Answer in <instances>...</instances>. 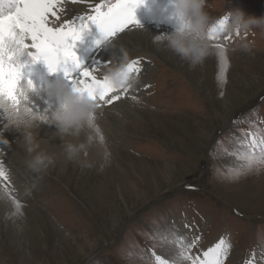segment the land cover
I'll list each match as a JSON object with an SVG mask.
<instances>
[{
  "label": "rangeland",
  "instance_id": "1",
  "mask_svg": "<svg viewBox=\"0 0 264 264\" xmlns=\"http://www.w3.org/2000/svg\"><path fill=\"white\" fill-rule=\"evenodd\" d=\"M144 3L153 16L138 20L141 29L121 33L139 47L126 44L132 57L148 66L133 87L144 77L145 90L131 91L141 118L126 116L131 135L108 134L100 160L85 153L62 172L57 165L54 171L31 169L40 183L34 192L21 196L11 186L9 196L0 184L12 202L22 204L20 212L14 206L0 214V264H155L153 252L179 257L177 222L187 221L196 245L187 252L192 259L180 258L181 264H192L217 238L231 245L223 264H264V166L236 175L239 139L249 132L264 136V29L220 30L212 43L217 52V45L223 48L226 62L216 52L193 67L155 39L174 31L173 0ZM152 5L160 13L166 9L162 17ZM205 10L214 26L235 10L264 17V0H207ZM148 29L151 37L143 35ZM94 37L100 39L99 33ZM244 43H251L250 51L242 50ZM82 46L76 47L78 57L91 68L97 55ZM41 63L36 65L48 72ZM108 106L112 112L120 108ZM70 172L78 178L70 180ZM92 174L106 186L81 185L79 178Z\"/></svg>",
  "mask_w": 264,
  "mask_h": 264
},
{
  "label": "snow or ice",
  "instance_id": "2",
  "mask_svg": "<svg viewBox=\"0 0 264 264\" xmlns=\"http://www.w3.org/2000/svg\"><path fill=\"white\" fill-rule=\"evenodd\" d=\"M88 2L89 0H8V6L12 10L6 14L0 12V108H5V111H0V117H6L8 109H11L9 114L18 113L21 108L37 116L50 112L49 109L40 111L29 106L27 97L19 87L23 69L27 67L26 64L20 63V58L25 54L33 64L42 62L49 73L62 71L71 89L87 96L95 102L98 109L115 105L125 99H137L131 91L136 78L143 71L141 59L127 60L123 64L121 74L127 83L117 89L112 86L108 77V73L121 64L114 65L117 57L104 60L103 63L100 59H94L92 67L88 68L83 66L76 47L92 27L98 30L100 36L95 42L97 48L102 45L111 46L113 42H117L119 34L125 33L126 30L141 29L142 25L135 13L144 0H101L92 6L89 12L69 17L66 4L78 5ZM2 3L3 0H0V4ZM51 17H54L55 21ZM227 20L228 17H224L219 21L220 30ZM216 31L217 27L213 26L211 32ZM217 48L219 60L226 62L223 48L219 45ZM102 69L103 75H98ZM224 82L226 83V79ZM28 84L31 85V81H28ZM97 132L100 133L99 128ZM100 138L103 139L102 136ZM238 143L241 146L238 158L242 163L236 173L237 178L242 171L250 172L264 166V136L249 132L247 137L240 138ZM0 183L9 196L15 191L11 187V179L2 160ZM13 203L16 211L20 212L22 204L17 200H13ZM195 245L196 240L190 244H183L181 241V251L175 259L153 252L155 264H180V258L191 260L187 252ZM230 247L231 245L221 238L213 247L202 253L203 259L197 257L192 260V264H223Z\"/></svg>",
  "mask_w": 264,
  "mask_h": 264
},
{
  "label": "bare ground",
  "instance_id": "3",
  "mask_svg": "<svg viewBox=\"0 0 264 264\" xmlns=\"http://www.w3.org/2000/svg\"><path fill=\"white\" fill-rule=\"evenodd\" d=\"M65 6L68 9L69 17H71L72 15L85 14L89 12L91 8L88 3H84V5L83 4H78V5L66 4ZM152 8L155 11V14L157 16H161V14H163L166 10L164 9V11H161L162 13H160V11L154 9L153 5H152ZM11 10L12 9L8 6V0H3V3L0 4V12H3L6 14L7 12ZM168 10H172V9L168 8ZM148 14H150V16H153V14L149 13V11L146 9L145 3H143V5L139 7L135 13L137 20H139L140 18L144 16H147ZM69 17H66V18H69ZM51 19L55 21L54 17H51ZM163 20L164 22L162 24L165 25V27L168 29V26H170V24H167L165 19ZM98 33H99L98 30L95 27H92L90 32L85 33L87 36V38L85 39V42L84 43L79 42L77 44V47L79 45L81 46L82 44L83 46H85V48L89 50L91 55L92 54L97 55L96 59H100L102 63L104 62V60L112 59L115 56L117 57V60L114 61V65L116 66H118L119 63L122 62V58L124 54L127 55V58H128L127 60L134 59V57H132L134 50H131L132 48L130 49L126 44H129V45L132 44L134 49L135 48L138 49L139 47L135 46L132 43V40L128 37L129 34H119L117 42H113L111 46L105 47L102 45L100 48H97L95 46V42L98 39H96L94 36H96V34ZM138 33L140 32H137L135 34H138ZM144 33L150 34V37H151V30L148 29L147 31H144L143 35ZM104 49H107V50H105L101 55V52ZM20 63L27 65V67L23 69V78L20 81L19 87L22 91H25L27 93L28 105L33 106L34 108H38L40 111H44L46 109H49L50 111L55 110L57 106L56 100L53 96L48 94L47 88L50 84L56 81L63 80L66 82L64 73L63 72L49 73V71L46 72V69H40L41 66L39 68L36 65V63L33 64L31 62L30 57L27 54H25L24 56L20 58ZM147 68L148 66H143V69H147ZM103 73H104V70L102 69L98 73V75H103ZM28 81H31V85H32L31 91H28ZM242 82H244V80L240 79L236 81V84L234 83L229 84L228 90L236 88V86L242 84ZM136 83H139V85H137L135 89L133 88L132 91H135L138 93L143 92L145 88L143 89L141 88L148 85V83L145 82L144 77H142L141 80L139 79ZM111 106L116 107V108L120 107V108L117 111L112 112V111H109V109H111L109 108V106H103L102 109H98V112H97L96 124L98 125V128L100 129V136H102L103 139H101L100 136L97 137L96 133L93 132L92 129H86L78 138H74L71 136H61V134L57 131V129L54 126H49L46 124H40L34 129L36 139L38 140L40 144V151L46 153L47 155H50L54 159V163L48 167L51 171L56 170L55 168L56 165H57V169H59L60 167L59 170L61 172L66 169V166H67V169L71 168L72 165L71 164L68 165L70 160L67 159L65 151H64V146L68 142L80 143V142H84L87 140L89 146L86 149V151L81 153V155L78 158L84 156L85 153L86 154L88 153L90 154L91 157H94L95 160H100L103 158L105 152L109 148L108 146L110 145L108 143L109 141L108 134L115 136V137L122 136L124 134L131 135V133L128 132V129L126 127V116L132 115L134 117L141 118L138 108H136L137 106L135 107L133 105V100L125 99L124 101L117 102V104L111 105ZM88 137H93V139L88 140ZM12 138L16 141L17 145L20 146V148L23 150L25 155H27L29 158L22 156L20 153V150L13 146ZM5 141L6 143H4ZM29 159H30V156L25 151L22 132L12 127L6 117H0V160L4 161L5 163V168L11 179V186L13 187L15 186L21 196L28 194L29 190L32 192L33 190L36 191L40 188V183L38 182L37 177L33 175V173L31 172V168L27 164V161ZM81 169H82V165L79 166L78 170L76 169L75 170L72 169V170L74 172H79ZM18 170L21 172V175L19 174ZM69 171L66 174L67 176H68ZM136 174L138 176L137 172ZM70 177H71L70 180L75 179V177H77V173L70 172ZM79 181L81 182V185H83V183L95 182V183L100 184L101 187L106 186L105 183L102 184L104 182V181L102 182V177L100 178L96 175L90 176L88 178L87 177L79 178ZM1 188L2 186L0 185V214H5L11 208L13 211L14 210L13 207L15 205L8 198V196L4 193V191ZM25 188H27L28 190H25ZM91 189H93V187H91ZM177 225H178V230L175 236L177 241L179 242L182 241L183 244H189L193 240H196L195 235H194L195 234L194 230H192L193 226L190 221L189 222L187 221L185 223L177 222ZM219 240L220 239L217 238V240L215 241V244L218 243ZM197 242L200 244L199 241ZM214 245H211L209 247H213ZM1 249L3 248L1 247ZM207 249L202 248L200 250V253H199L200 259H203L202 253L206 251ZM165 257L173 258L172 256H168V255H166Z\"/></svg>",
  "mask_w": 264,
  "mask_h": 264
},
{
  "label": "clouds",
  "instance_id": "4",
  "mask_svg": "<svg viewBox=\"0 0 264 264\" xmlns=\"http://www.w3.org/2000/svg\"><path fill=\"white\" fill-rule=\"evenodd\" d=\"M207 0H173V9L176 16L174 31L170 34L158 35L155 39L164 43L166 48L179 58L188 61L193 67L203 64L210 56L217 52L212 40L221 29L219 21L215 33L211 32L210 16L205 10ZM228 20L222 26L224 31L251 32L255 28L264 29V17L247 16L242 10H235L228 14ZM251 43L241 45L242 50L250 51ZM124 54L121 64L108 73L109 80L114 88H122L127 81L121 74L123 64L127 62ZM32 85L28 84V91ZM49 95L56 100L55 110L44 115H34L21 108L18 113L6 111V118L12 127L22 132L25 151L30 156L28 166L36 171H45L54 163L53 157L40 151V144L36 139L34 129L40 124L54 126L61 136L78 138L86 129H92L99 137L96 124L98 108L87 96L74 92L69 84L63 80L50 84L47 88ZM25 97L27 93L23 91ZM7 107V106H5ZM5 111V108H0ZM93 137H88V140ZM88 141L80 143L68 142L64 151L68 160H76L88 148Z\"/></svg>",
  "mask_w": 264,
  "mask_h": 264
}]
</instances>
